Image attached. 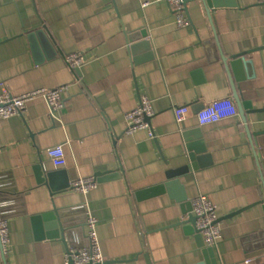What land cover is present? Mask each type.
Listing matches in <instances>:
<instances>
[{"label":"crops","instance_id":"crops-1","mask_svg":"<svg viewBox=\"0 0 264 264\" xmlns=\"http://www.w3.org/2000/svg\"><path fill=\"white\" fill-rule=\"evenodd\" d=\"M148 1L0 0V84L13 95L68 86L59 112L52 114L46 99L37 97L25 116L0 119V206L6 210L0 214L9 221L12 243L7 263L0 250V264H67L64 243L40 241L33 228L32 218L54 204L73 226L70 250L87 242V215L97 218L104 264H147L145 248L153 264L204 261L195 234L168 227L184 219L181 203L168 192L134 198L168 181L169 170L188 166L182 134L197 129L210 156L180 178L191 202L204 193L217 207L223 225L214 248L218 264L264 262V205L255 206L264 195V155L245 129L264 130V113L247 116V124L239 114L203 126L196 118L178 124L174 115L175 107L198 112L242 95L225 59L264 46V1L221 0L223 7L207 11L204 0H192L187 27L177 24L167 3L144 7ZM136 33L146 37L130 41ZM74 52L91 54L78 70L65 58ZM252 61L264 79V50ZM142 95L153 100L154 135L149 126L129 131L125 115L140 106ZM58 145L71 187L52 196L35 168L59 170L42 157ZM83 178L98 187L73 191V182Z\"/></svg>","mask_w":264,"mask_h":264},{"label":"built area","instance_id":"built-area-1","mask_svg":"<svg viewBox=\"0 0 264 264\" xmlns=\"http://www.w3.org/2000/svg\"><path fill=\"white\" fill-rule=\"evenodd\" d=\"M157 1L168 4L174 11L177 24L180 27L190 26V20L185 11L186 0H151L143 3V6L145 7ZM65 58L72 69L78 70L91 59V54L89 52H74L66 55ZM67 91L68 86H59L56 88H40L21 95H13L8 90L6 84H0V119H9L15 115L25 116L28 111L29 103L37 97H44L46 99L52 114L59 112L63 109L64 97ZM210 112H216L219 115V119L213 120L211 123L239 116L237 103L233 97L212 101L198 112H194L189 106L174 108V115L178 124L194 118L200 123L201 114ZM153 113V100L147 95H142L140 106L127 112L125 115L129 122V131L147 128L149 125L145 121V117L151 116ZM211 123H205L204 125ZM239 126L243 128L244 123H240ZM42 157L43 159L50 160L57 169L67 167L65 151L60 145L49 148ZM97 187L98 183L93 178H83L74 181L72 184V190L82 194H87ZM0 196V202H2L4 196L2 194H0ZM192 206L193 213L197 217V229L201 232L206 245L212 248L218 247L223 237V225L219 218L217 207L210 197L204 193H199L192 199ZM0 209L1 211H6L5 205L0 206ZM1 211L0 213H2ZM97 221V218L91 214L87 215L85 221V225L87 226V242L84 245H79L76 246L77 248L71 249V255H68L67 264L71 258L76 264L105 263V257L102 253L97 235ZM1 246L6 255L12 248L9 221L5 214H0V250ZM247 262L249 264L253 263L251 259ZM260 264H264V262Z\"/></svg>","mask_w":264,"mask_h":264},{"label":"water","instance_id":"water-1","mask_svg":"<svg viewBox=\"0 0 264 264\" xmlns=\"http://www.w3.org/2000/svg\"><path fill=\"white\" fill-rule=\"evenodd\" d=\"M192 0L185 1V11L187 12V5ZM207 6V11L210 8L223 7L218 1L221 0H204ZM227 6H236V2H229ZM189 16V14H188ZM190 18V17H189ZM191 20V18H190ZM143 34V35H142ZM130 35V41H136V39L145 36L144 33ZM146 37V36H145ZM264 46L253 50H247L239 54H234L231 61L226 60V63L230 66L233 74L234 81L238 84L242 95L240 96L238 92L235 93V101L239 110V114L243 118L245 124H247V116L252 114H257L259 112L264 113V79H259L256 71L253 68L252 55L254 52L263 51ZM249 55V58L245 57ZM151 116H146L145 121L149 125L152 135L154 132L151 128ZM247 135L252 138L256 137L259 146L262 148L264 155V130L252 132L250 128L245 126ZM183 139L186 144V149L188 152L190 163L188 166H182L178 169H171L167 172L168 181L163 184L152 187L146 190H140L136 192L134 198L136 201H140L145 197L156 195L157 193L168 192L171 198L177 200L181 203L182 211L184 213V219L168 227L184 226L191 234H195L198 245L203 249L204 261L198 264H218L215 258V249L208 247L206 249V243L201 232L197 229V217L193 213L192 202L189 200L188 193L186 191L185 185L181 181L182 175H187L196 171L203 165L201 163L204 159H207L210 155L208 154L203 134L200 129L190 130L183 132ZM159 146V144H158ZM36 173L38 176V182L47 185L50 188L52 196L65 193L71 187V180L65 169H59L55 171H50L45 173L43 166L38 165L36 168ZM118 173L107 175L104 179L116 178ZM264 205V195L260 194V201L255 204ZM243 212V209L236 211L233 215H239ZM221 219V218H220ZM33 228L36 234V238L40 241L43 240H59L64 243L67 253L71 255L70 250V233L73 226L63 221L62 214H60V209L53 205V210L42 215H37L32 218ZM148 232H143V238H146ZM1 251L4 255V261L7 263L6 254L1 246ZM147 264H153L151 254L148 248L144 249L143 252ZM68 264H76L71 258Z\"/></svg>","mask_w":264,"mask_h":264},{"label":"clouds","instance_id":"clouds-1","mask_svg":"<svg viewBox=\"0 0 264 264\" xmlns=\"http://www.w3.org/2000/svg\"><path fill=\"white\" fill-rule=\"evenodd\" d=\"M219 119V115L216 112L202 113L200 117L201 126L205 123H211L213 120Z\"/></svg>","mask_w":264,"mask_h":264}]
</instances>
